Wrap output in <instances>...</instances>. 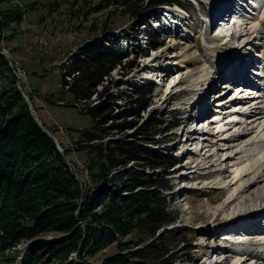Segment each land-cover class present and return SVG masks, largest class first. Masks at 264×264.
I'll use <instances>...</instances> for the list:
<instances>
[{
    "label": "trees",
    "instance_id": "trees-1",
    "mask_svg": "<svg viewBox=\"0 0 264 264\" xmlns=\"http://www.w3.org/2000/svg\"><path fill=\"white\" fill-rule=\"evenodd\" d=\"M166 3L182 4V0H106L95 7L87 0H52L47 9L54 12L66 6L76 16L79 11L89 14L90 9L100 11L117 5L135 19ZM27 11L15 3L0 5V51L2 41L14 37L7 35V29L23 23ZM108 29L106 24L105 33ZM99 34L88 42L85 58L62 74L65 84L70 83L67 76L74 77L69 91L60 89V96L71 92L81 102H87L94 96L102 99L108 92L113 95L109 89L115 84L120 86L112 73L130 56L114 42L109 48L104 46ZM148 34L150 49L164 43L157 33ZM124 64L127 70L123 74L136 66V60ZM154 89L155 84L137 87L130 96V108L118 113L106 100L90 108L88 113L95 124L81 131L83 142L78 147L89 153L88 168L94 182L85 190L67 161L70 149L61 152L41 126L18 87L9 60L0 52V257L12 250L21 255L19 244L29 242L18 264H93L92 258L113 244L118 250L107 254L100 264L176 261L170 247L191 242L181 228L164 229L154 236L177 219L170 210L171 195L167 193L173 189L168 176L177 158L153 146L158 126L151 121L125 138L106 140L114 133L135 127L136 122L128 117L148 109ZM27 94L39 110L34 101L39 94ZM167 126L171 130L174 124ZM132 162L134 166L128 167ZM119 166L126 167L114 172L113 168L117 170ZM148 166L162 169V174L153 176L140 169ZM117 189L128 193L123 195ZM151 235L154 239L147 240ZM137 236H144L145 240L138 243Z\"/></svg>",
    "mask_w": 264,
    "mask_h": 264
},
{
    "label": "rangeland",
    "instance_id": "rangeland-1",
    "mask_svg": "<svg viewBox=\"0 0 264 264\" xmlns=\"http://www.w3.org/2000/svg\"><path fill=\"white\" fill-rule=\"evenodd\" d=\"M87 1L95 7L106 0ZM214 1H216V3L213 5ZM237 1L238 0H182L181 6L186 8L189 12V15L187 14V19L184 20L185 26H177L176 29L172 27L169 32L167 31L163 36V38H165L163 49L155 51L154 54L159 55L156 63L158 65L166 60L169 55H174V60L177 59V61H179V64H176V66L180 65V61L182 60L181 62H184L183 64L185 65L183 67H186L183 71L185 75L184 81L172 89L173 92L169 94V98L166 100L163 97L165 82L170 80L173 72L168 73V79H166L165 82L161 81L162 84L158 85L154 81L147 82L155 83V90L150 99L151 102L148 109L140 113L137 112L129 115L128 118L136 122L134 128L114 133L112 134L113 136H108L106 139L114 140L117 138H125L129 134L131 135L136 131H140L141 128L146 127L147 121H151L158 126V133L153 136L154 139L152 140L153 146L157 150H168L174 155H180L182 152L186 151V146L192 149L187 159L178 160L179 162L175 167L171 168L170 171V183L174 189L171 193L170 210L178 217L175 222L176 226L181 227L183 233L187 235L191 241L189 244L184 242L180 244L179 247H170L171 251L174 252L173 255L177 256V260L173 264H214L217 260H219V263L228 261L225 264H234L236 255L246 253L248 247L251 246V244H249L251 241H245L244 244L240 241L243 245H238V241H232L233 239H244L243 235L245 233L246 235L250 234L248 237H251V240H253L251 243L258 247V249H255L258 254L255 253L257 255L253 257L256 259L255 261H258L259 264H262L264 261V246L262 247L260 245V243H264L259 241L260 236L254 235L253 233H257V226L264 227V221L261 222L262 224L258 221V224L255 223L254 226H252V216L255 213V211L253 212V208L256 203H261V201L255 200L252 204L248 202L247 209H245L248 210L249 215L245 216L246 219H242L240 223H236L238 227L243 228L247 226L249 221L252 229L250 228L247 231L241 229L242 231L238 230L234 232L233 229H228L232 225L222 224L225 223L224 219L229 217V214H232L237 209L240 210L241 205L245 204L247 198L250 200L251 194H244L240 197L238 203L226 209L227 202H224L231 194H228L227 189L224 191V187L229 182H217H219L223 172L227 173L226 170L230 169L228 175H231V170H234L233 167L228 166L230 165L229 161L225 160L227 155L220 152L218 155L206 158L208 153H210V151H208V153L206 152L209 147L202 148V143L191 144L192 142L187 140L188 135H185V133L192 128L197 127L199 125L197 123L203 122V120L205 121V119L217 114H221L217 111H219L222 105L218 106L217 102L222 98L220 95L217 96L216 94L215 96V94H213V87H217L218 90H221L223 84H225L226 78L230 80L229 77L239 78L241 80L240 77H242V75L240 72L248 63L251 64L249 60H252V58L249 57L255 58L258 55L257 53H261L259 52L261 45H258V48H243L242 45L245 42L242 41V38L240 41H234V39L231 40L230 37L226 35V31H214L215 29L213 30L211 28L218 25L219 17H231V13L237 8L235 5ZM51 2L52 0H0L1 6L15 3L28 8L24 22L7 29V35L10 36L13 34L14 37L5 39L2 41V44H4L3 47L7 48L14 57L23 61L29 72V86L26 90L27 92H33L35 94L37 92V94H39L34 98V101L39 107V110H37L39 111V116L42 118L43 122L47 124L46 127L59 139L60 147L62 146L61 148L66 151L70 149L67 156L68 163L70 164V161H72L77 164L79 173L85 179V185L92 186L94 182H92V172L88 168L89 153L87 150H78V147L79 143L83 142L81 139L83 133L81 131L93 128L95 122L91 114L85 113L86 110L82 109L81 103L88 108V112L90 108H93L104 100L110 104V108L113 107L112 105L116 107L118 104L113 101L109 92L104 96L106 99H104V97L100 99L94 96L87 102L85 100L82 102L79 101L71 92H67V95L65 93V95L62 94V96H60V89H64L65 91H69V89L59 86V83L63 80L62 74L66 72L65 68L67 67L65 64L69 62L68 58L70 55L74 53L83 55L84 53H81L83 45L99 33V35L102 36L103 33H105L104 29L106 24L109 25L108 32L118 34V43L126 44V42L123 41V38H125L124 35L132 29L136 21L124 12L123 7L118 8L117 5H112L100 11H92L90 9L89 14L79 11L78 15L73 16L69 9H66V6L60 7L58 10L53 9L54 12H49L47 7ZM219 2L224 5L217 7ZM247 2L248 0L245 1V3ZM62 5H64V3L60 6ZM36 7L37 10L32 9ZM214 7L217 8L214 9ZM241 11L244 12L245 10ZM158 13L159 12L155 11L147 13L142 19L148 20L147 17L158 15ZM229 13L230 16H228ZM259 14L261 17L264 15V13H260L258 9H256L255 12L251 11L250 17L252 18L249 21H257L256 17ZM262 18L264 20V17ZM252 24L253 23H248V28ZM137 27L138 25L135 26V28ZM217 33H221V35L217 36ZM37 34H39V36L44 35V37L36 39ZM144 45L145 44H143L142 48H144ZM185 47H187V49L189 48L186 52L188 55L187 57L182 55L185 53ZM240 48L245 51L243 58L242 56H238L240 59L237 61L236 59L231 61L229 58L227 59L228 56L230 57V55L239 51L238 49ZM138 49L139 48L136 50ZM253 49L255 51H253ZM133 55V53L130 55V60H136V66L133 70L131 69L123 74V70H127V66L124 63L130 61L126 58L123 66L117 67L112 73L113 78L119 80L120 83L118 84L124 87L122 90L124 93L121 91V95L127 93L126 96L129 97L132 96V91H134L130 83L135 82V80L138 82L142 80L144 73L141 69L146 62V58L138 56L139 53L136 54L138 57H133ZM17 61L21 62L18 59ZM227 61H230V63L228 64ZM225 63L228 66L223 68ZM208 66L210 70H212L210 78L198 82V78L202 75L203 69ZM144 69L147 68L144 67ZM218 71H220V73ZM231 72L234 73V75L231 76L229 74ZM245 73H248V71ZM218 76L222 79L219 80ZM73 77L67 76L70 83L73 82ZM144 82L146 81L144 80ZM206 82L207 84H205ZM70 83L68 85H71ZM61 84H64V81H61ZM100 89L102 90L103 87H100ZM207 98L209 99L208 102H206ZM75 100H77V105L74 106ZM201 105H203L201 107L203 111L201 113L202 116H199L203 117V113L208 106H211L210 113L205 118L197 120L195 117L197 108ZM126 108H130L128 103L126 104ZM118 109H116V111ZM189 120L192 121L190 122ZM111 122L112 120H109V123ZM210 122L211 121L208 120L207 123H204L206 126H203V130H209L212 125H209ZM168 123L170 126L173 124H180V126L168 131ZM59 129L63 130V132ZM203 130L200 131L203 132ZM182 132H184V134H182ZM189 138L191 140L192 137ZM218 138L219 137H216V139ZM169 140H171V142H169ZM140 141L142 143L144 142L142 140ZM167 142H169V144ZM218 143H221V141ZM218 143L213 146V148L216 147V150ZM169 146H171V148H169ZM183 163L188 169H184ZM136 165L137 163H135V166ZM131 166H134L133 162L130 163L128 167ZM82 167H84V170H81ZM124 167L126 166H119L121 169ZM150 167L151 166L140 169H143L145 173L152 174L153 176L162 174V169H153V167ZM181 170H184L183 173L187 171L188 173L191 172L192 176L190 179H185V177L182 178L180 173ZM220 174L221 176H218ZM189 180H191V182H189ZM258 207L259 206H256V208ZM217 216L219 217V221L216 222L214 220ZM160 231L161 230H159L154 237L158 236ZM263 231L264 229H262V232ZM49 236L52 237L53 235L50 234ZM152 237L153 235L147 237V240ZM154 237L152 239H154ZM127 239L128 237L125 240ZM140 240L144 241L145 237L137 236L136 242L139 243ZM203 242H205L204 245H202ZM214 242L215 244H213ZM224 244H228V247L222 248L221 246ZM205 245H208V247ZM246 246L248 247L246 248ZM117 247V244H113L111 247L102 250L99 256L92 258L93 264H100V260L103 261L107 254L116 252L118 250ZM13 251L15 250L2 255V257H0V264H18L20 255ZM228 255L230 258L226 260ZM239 258H237V260H239ZM244 259L245 258L238 263L241 264ZM246 264H255V262L249 261Z\"/></svg>",
    "mask_w": 264,
    "mask_h": 264
},
{
    "label": "bare ground",
    "instance_id": "bare-ground-1",
    "mask_svg": "<svg viewBox=\"0 0 264 264\" xmlns=\"http://www.w3.org/2000/svg\"><path fill=\"white\" fill-rule=\"evenodd\" d=\"M245 1L246 0H242L241 3L244 4ZM237 3H239V0L237 1ZM244 7L245 8H243V10L245 11L240 12L238 15L236 12H232L231 17L229 18L227 17L225 18V16L219 17V23H218L219 29L218 30L226 31L227 32L226 35H228L231 40L234 39V41H240V39L242 38V41L245 42L242 45L243 48H251V47L258 48V45H261V49L259 50V52L263 53L264 52V20L262 17H264V15L261 17L259 14L256 17L257 21L250 22L249 20L252 17H250V13H247V12L250 10H253L255 12L256 9H258L260 13L261 12L264 13V0H250L247 2V5H245ZM185 12H186L185 13L186 15L187 14L189 15V12L187 11ZM168 13L169 12H167V14ZM220 20L222 21V23ZM248 23H253V24L248 28ZM112 42L113 41H108L106 47L109 48L110 43ZM205 42L207 43L206 40ZM185 48H186L185 53H183L182 55L187 57L188 55L186 52L189 48L188 49L187 47ZM243 52L245 53V51ZM244 53L241 54L239 51H236L231 56L238 57V56H242ZM173 57L174 55L173 56L169 55L166 58V60H164L158 66L162 68L166 66V68H169L168 72L163 69H162L163 71L161 72L159 71L156 72L150 66H156L158 64L151 63V61L149 64L145 62L144 66L141 69L143 70V72L146 70L144 69V67L147 68L148 71L149 69H151L154 75H156L157 77L161 79H164V82L166 81V79H168L167 77L168 73L173 72L170 80L168 82H165V88L163 91L164 92L163 97L165 98V100L169 98L168 96L172 92L170 89H173L174 86L178 85L177 83L178 80L180 79L181 76H184L183 71L186 68V67H183L185 65L183 64L184 62L183 63L181 62L182 60L180 61V65L176 66V64H179V61H177V59L174 60ZM251 70H249V73L251 72ZM201 74L202 75H200L198 78V82H202V81L209 79L210 75L212 74V70H210V67L208 66L203 69ZM229 74L231 76L234 75V73L232 72ZM247 75L248 73H244V76H242L244 78L240 77L242 78L241 80L239 78L229 77L230 79L229 82L225 84L223 87V90H221L220 93L217 94V95L226 94V97L222 98L217 103L218 106L222 105L220 109L218 108L219 111H217L221 114H217L208 119L209 121H211L209 125L211 124L212 125L209 128V130H203V132L201 133L203 140H201L196 135L194 136L193 139H191L192 143L190 142L191 144L202 143L203 145L202 148L209 147V149H207L206 152L208 153V151H210V153H208V156L206 158L218 155L220 152H222L224 155H227V158L225 160L229 161L230 165L228 166L233 167L234 170H231V175H228L230 171L228 167L229 170H226L227 173L225 172L227 175L224 172L222 173L223 174L222 176L221 174L218 175L221 177L219 179V182H217V183H223L225 181L229 182L224 187V191L227 189L228 194L229 193L231 194L229 195L228 198L225 199L226 201L224 203L227 202L226 209L227 207L231 208L233 205L238 203L240 201V197H242L244 194L246 193L251 194L250 200L249 198H247L245 204L241 205L240 210L237 209L232 214H229V217H226L224 219L225 223H222L226 225H232L228 229L229 230L233 229L234 232L238 230L242 231L241 229H243V231H247L250 228L252 229V226H254L255 223L258 224L259 223L258 221H260V223L264 221V210H263V211H258L260 214L253 215L254 219H252L253 221L252 226L249 221H248L247 226L243 228L238 227V225L236 224V223H240V221L242 220L244 216L249 215L248 210H246L248 202L252 204L254 203L255 200L261 201V204L259 202L258 203L260 204L261 207H264V94H263L264 89L261 86H258L257 83H255L257 77L255 78V80H250V77L246 78ZM143 79L144 78H142V80ZM207 82L205 84H207ZM233 83L235 84V86L233 85ZM123 88L124 87L115 84L110 89V92L113 94L114 97H116L114 100L115 103L118 104L116 107L113 106L115 111L118 108L119 109L117 111L122 110L124 107H126V104L129 102L130 97L126 96L127 93L121 95V91L123 90ZM235 94L238 96L239 98L238 100H235L234 98ZM201 109L202 108L198 110L197 112L198 115H201L203 111ZM208 120H205L201 123H207ZM189 121L191 122L192 120H189ZM203 126H206V125L205 124L201 125L200 128ZM195 130L196 131L194 133H198L197 131L198 129H195ZM216 137H219V138L216 139ZM220 141L221 143H218ZM217 143L218 145H217V150H216V147L213 148V146ZM183 166L185 167L184 169H188L185 164ZM183 171L184 170L180 171L181 175ZM185 173H187L184 176L185 179H190V177L192 176V173L191 172L188 173V171ZM189 182H191V180H189ZM243 219H246V218H243ZM214 221L216 222L219 221V217L217 216ZM258 227L259 226H257L256 228L258 229L257 233H260L262 229H264V227H259V228ZM243 236H248V234L246 235L245 233ZM262 237H264V234ZM244 243L245 242H243V244ZM204 244L205 242L202 243V245ZM213 244H215V242ZM237 244L240 245L242 243L238 241ZM250 244L251 246L249 247L252 249V251H247L246 253L242 255L237 254L235 258L236 260H234V264H239L238 262H240L243 258L245 259L243 260L241 264H246L249 261L255 262V264H259L258 261H255L256 259L253 258L256 256L255 253L257 252L255 249H258V247L252 244L251 242ZM260 245L262 247L264 246V244L262 243H260ZM205 246L208 247V245H205ZM247 247L248 246H246V248ZM228 258H230L229 255L226 257V260H228ZM237 258H239V260H237ZM227 262L228 261H226L225 263ZM225 263L224 262L219 263V260H217L216 263L214 264H225ZM262 264H264V261L262 262Z\"/></svg>",
    "mask_w": 264,
    "mask_h": 264
},
{
    "label": "built area",
    "instance_id": "built-area-1",
    "mask_svg": "<svg viewBox=\"0 0 264 264\" xmlns=\"http://www.w3.org/2000/svg\"><path fill=\"white\" fill-rule=\"evenodd\" d=\"M43 40V39H41ZM12 67L18 79L23 80L27 78L26 69L23 67L22 63L16 60L11 61Z\"/></svg>",
    "mask_w": 264,
    "mask_h": 264
},
{
    "label": "water",
    "instance_id": "water-1",
    "mask_svg": "<svg viewBox=\"0 0 264 264\" xmlns=\"http://www.w3.org/2000/svg\"><path fill=\"white\" fill-rule=\"evenodd\" d=\"M24 97H25V99L27 100L28 104L30 105V108H31L32 112L34 113V115H35L36 118L38 119V121H39V123L41 124V126H42V127L45 129V131H46L47 133H49V134L55 139V141L57 142V138H56V136H55L50 130H48V129L45 127V125H44L42 119H41L40 116L38 115L37 110L34 108V104H33V102L31 101L30 97L27 96L26 94H24Z\"/></svg>",
    "mask_w": 264,
    "mask_h": 264
}]
</instances>
